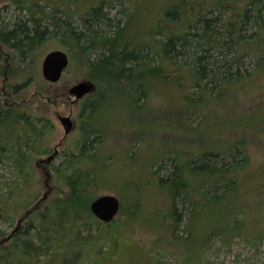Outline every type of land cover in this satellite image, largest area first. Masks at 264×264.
Here are the masks:
<instances>
[{
  "label": "trees",
  "instance_id": "16d2710c",
  "mask_svg": "<svg viewBox=\"0 0 264 264\" xmlns=\"http://www.w3.org/2000/svg\"><path fill=\"white\" fill-rule=\"evenodd\" d=\"M182 1H174L162 11L154 22L152 35L151 29L142 30L139 17L128 31L131 19L126 11L127 18L122 21L111 12L113 4L118 2L89 5L78 25L69 18L57 16L60 11L65 12L64 9L53 6V10L46 12L38 1L11 0L14 8H8L0 17V50L8 48L17 54L19 63L26 65L22 68L26 78L14 86L5 83V87L0 82V166L6 161L13 176L9 178L0 171V264H84L95 261L114 264L109 261L113 250L112 255H104L101 260L94 258L104 243L116 246L121 241L115 231L106 233L115 220L101 223L90 211V203L101 193L103 173L106 172L100 150L104 144L101 135L104 128L99 126V121L106 115L95 118L99 110L104 113V95L112 84H117L119 91L128 89L132 105L140 108L147 98L150 83L159 80L165 72L184 85L188 75L190 91L185 102L197 109H210L214 114L206 123L203 111H188V115L181 114L179 124H183L189 113V117L195 114L199 116V122L191 130L212 134L213 140L229 138L223 147L212 140L197 151V146L188 150L193 146L191 141L193 143H189L182 153L180 163H176L174 155L169 156L170 163L160 166L163 174L158 175V189L170 195L174 206L169 227L175 230L179 223L186 222V235L181 239L189 249L185 263L194 264L202 245L211 237L227 245L235 239L253 245L264 243V194L260 198H248L241 188V173L249 167L251 159L246 142L249 135L242 132L246 121L237 116L241 112H238V105L243 104L246 97L243 90L245 96L238 99L239 86L264 71V0H217L212 9H205L206 4L202 1L195 10ZM52 35H58L70 60L80 69L84 68L81 79L94 83L95 90L80 102L78 141L64 148L61 160L52 168L54 176L65 186L62 194L53 200L51 197L47 201L42 199L33 209L25 210L15 229L6 235L2 224L13 221L10 212L13 201L21 197L25 181H30L32 159L41 154L47 143L44 138L54 131L51 122L29 109L17 110L19 102L9 99L30 82L32 76L27 67L33 53ZM181 73L185 75L181 76ZM107 78L113 81L109 82ZM202 81H206L202 87L204 94L198 92ZM117 90L111 100L116 99ZM51 94L45 97L54 104L55 100H63L69 95L68 90L62 88H56ZM38 95L44 94L41 91ZM226 99L233 100L226 103ZM30 100L27 98L25 102ZM261 119L254 134L264 137L260 130H264V116ZM210 128H222L224 133H210ZM255 138L258 139L252 137ZM188 154L194 157L187 158ZM19 174L24 177L20 179ZM54 176H51L52 180ZM194 190H199L204 202H219L214 212L202 213L199 219L194 217ZM132 194H135L134 190ZM135 197L130 201L136 200L134 208L139 205L138 195ZM253 215L262 216V224L255 231L248 222V217ZM133 217V213H129V218ZM93 223L103 225L95 237L89 230Z\"/></svg>",
  "mask_w": 264,
  "mask_h": 264
},
{
  "label": "rangeland",
  "instance_id": "374dc122",
  "mask_svg": "<svg viewBox=\"0 0 264 264\" xmlns=\"http://www.w3.org/2000/svg\"><path fill=\"white\" fill-rule=\"evenodd\" d=\"M33 1H38L37 4L43 6L46 12L53 10V6L61 8V10L64 9L65 12L62 10L57 13V16L69 18L70 21L78 25L82 23V19L89 10V5L94 3L93 5L95 6H99L100 4L105 6L107 4H104V2H118L113 4L111 12L113 15L117 14L121 21L127 18L126 13L129 15L131 21L128 24V31L139 17L142 22V30L151 29L152 35L155 30L153 29L155 26L154 22L162 11L168 9L174 1L179 3L184 2L182 0ZM202 1L206 4L205 9L214 8L217 2V0H185L187 6L190 5L194 10L199 9V2ZM13 6L14 4L11 0H0V17H3L8 8L13 9ZM121 11H123L122 14H120ZM52 36L50 39H46L33 53V59H31L32 61L29 62L30 65L27 67V72L32 76L30 82L24 89H19L9 101L19 102L17 104L22 106L21 110L29 109L33 113L46 117L53 122L54 131L44 138V143L49 138L45 146L51 145L54 148L64 136L57 119L58 114L66 112V115H68L73 109L76 111L77 106L72 102L73 97L69 99V95L66 98H62L63 100H55V104L54 101L50 102L45 95L52 96L51 92L55 91L56 88L67 90L75 81L81 79L80 74H84L85 70L84 68L80 69L78 64L76 65L74 61H71L68 70H66L67 72L63 75V79L60 82L50 84L43 79L42 62L46 54L53 50H66L68 52L60 44L58 35ZM125 37L127 36L125 35ZM8 51L13 52L9 49ZM19 60L17 56H13L7 61H2L0 65L2 86L4 85V80H6L9 86L10 83L14 86V84L26 78L22 69L26 65L20 64ZM185 60L187 63L189 62V60ZM184 75L185 73H181V76ZM107 80L109 82L113 81L110 78H107ZM188 80L191 81L190 77L186 75L183 81L184 85L181 81L177 82L173 80L172 75L168 76L165 72L159 80L149 82V93L140 108L132 105L128 89L119 91L120 88L116 87L117 84H112L108 88L109 90L105 92V103L103 105L106 108H104V113L102 110H99L95 118L97 120L100 119L102 114L106 115L100 121L98 120L99 126L101 125L100 127L104 128L103 134H101L104 144L100 150L102 152V161H105L104 169L106 170L103 173L100 195L110 193L121 199V212L106 232L108 234H111V231L113 233L116 232L115 235H118L121 241L120 243H116V246H113L114 243L109 245L108 242L104 243L95 252V259L101 260L104 255L110 256L113 250V257L109 261H112L114 264H186V252L189 249L186 246V242L181 241L186 235L184 231L186 222L182 221L179 223L175 230L169 227L170 217L173 214L171 212L174 206L170 195L163 194L161 192L162 189H158L160 185L157 178L158 175L163 174L160 167L162 163L171 162L169 156L173 157L175 155L176 163L178 164L182 161V153L189 146V143L192 144L194 142V147L191 146L188 150H194L197 146L195 148V151H197L200 147L213 140L212 134H201L198 129L191 130L192 126L195 129L196 125H198V115L192 114V117H189V113V116L184 117L185 121L183 124H179L181 114L185 113L188 115V111H203L206 123L214 115L210 112V109H197L185 102L186 99L184 98L190 91L187 85ZM205 82H201L198 92L203 93L202 87ZM13 86L11 87L13 88ZM115 90H117L115 94L116 99L112 98L111 100L110 98L116 92ZM243 90H245L246 97L243 104L238 105V112L243 111L246 115H242L240 112L237 113V116H239V119L246 121V125L244 126L246 131L242 130V132L249 135L246 142L251 162L249 167L241 173V188L248 198H260L261 194H264L261 191L264 190V139H262L264 137L260 134H254V132L259 128L262 122L261 118L264 116V71H260L250 81L244 82L239 86L238 99L245 96ZM41 91L44 94L42 97L38 95ZM208 97L207 95L206 98ZM27 98L29 100L32 98L29 103L25 102ZM236 99L234 98V100ZM230 100L233 99H226L225 102L229 103ZM238 101L236 104H238ZM241 107H244V109L241 110ZM109 113L110 116L108 117ZM210 123V125H215L212 122ZM260 130L264 134V130ZM208 132H217L218 134L219 132L224 133V130L222 128H210ZM78 133L79 131L77 130L72 134L66 144L72 145L77 142L79 138ZM252 137H258V139H252ZM228 140L229 138L226 140L215 139L213 141L223 147ZM26 153L29 154V152ZM47 154L40 155V158L47 157ZM188 157L194 156L188 154ZM38 158L37 156L32 159L33 172L29 177L30 181H25L26 185L21 187V197L13 201V211H10L13 221L2 224V231L6 235L15 229L18 219H21L20 216L24 214L25 210L33 209L35 203H39L42 199L46 201L50 197L51 200L55 199L57 195L62 194L61 190L65 187L63 182L58 181L54 176L52 170H45L46 168L43 165H35L34 162ZM5 163L6 161L3 162V166H0V171L3 175L11 178L13 177L10 172L12 168ZM19 176L20 179L24 177L23 174H19ZM51 176H54V180H52ZM133 190L135 194H132ZM7 192L9 191L6 190ZM136 194L139 198V205L134 208L136 200L133 203L130 201L134 199ZM193 198L196 203L194 212L196 219H199L202 213L214 212L215 205L219 203L215 202V200H211L208 203L202 201L199 190L193 191ZM129 213H133L135 217L129 218ZM187 213L190 215L189 211ZM261 217V215L248 217L249 226L254 231L261 226ZM102 226L96 223L91 224L89 226L91 235L95 237L103 229ZM193 240H195V237ZM193 255H196V253ZM68 264H77V262ZM84 264H103V262L95 261ZM194 264H264V243L253 245L244 240L235 239L230 245H227L221 243L218 238L211 237L202 245L199 257L194 260Z\"/></svg>",
  "mask_w": 264,
  "mask_h": 264
},
{
  "label": "water",
  "instance_id": "95a60500",
  "mask_svg": "<svg viewBox=\"0 0 264 264\" xmlns=\"http://www.w3.org/2000/svg\"><path fill=\"white\" fill-rule=\"evenodd\" d=\"M69 65V55L63 50H53L49 52L42 62V75L45 80L58 82L65 69ZM94 84L90 81L82 80L73 84L69 88V93L76 100H81L94 90ZM60 122L66 135L74 129V121L70 116H60ZM120 200L114 194H104L93 200L90 204V211L101 221L109 223L113 221L120 211Z\"/></svg>",
  "mask_w": 264,
  "mask_h": 264
},
{
  "label": "flooded vegetation",
  "instance_id": "af4514ba",
  "mask_svg": "<svg viewBox=\"0 0 264 264\" xmlns=\"http://www.w3.org/2000/svg\"><path fill=\"white\" fill-rule=\"evenodd\" d=\"M0 55H1L0 65L2 64L3 60L7 61L8 59H10V57H13V56L15 57V55L17 56V54H15L14 52L11 53L10 51H8L7 48L1 49ZM11 55H13V56H11ZM0 82H1V80H0ZM3 83L5 85V83H7L6 80H4ZM5 87H6V85H5ZM69 99H70V97H69ZM4 104H5V106L7 105L6 102ZM16 108H18L17 110L22 109V108H20L19 105H17ZM64 113H66V112H64ZM60 115L61 114L59 113L58 117ZM41 118H44L43 120H46L48 123H50V121H51V120L49 121L46 117H43V116H41ZM75 122H76V120H75ZM70 136L71 135L67 136L66 138H65V136H63V138L59 141L58 145L54 148H52L51 145H48V146L44 145L42 147L41 153H44V154L48 153L47 154L48 156L40 158L41 154L39 153L38 154L39 158L37 160H35V162H34L35 165L36 164H38L40 166L43 165V166L47 167L48 169H52L53 167H55L59 163V160H61V157H60L61 154H64V152H65V149H64L65 144L64 143L67 142V138H69Z\"/></svg>",
  "mask_w": 264,
  "mask_h": 264
}]
</instances>
